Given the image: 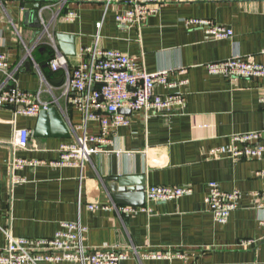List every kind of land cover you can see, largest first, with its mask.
Returning <instances> with one entry per match:
<instances>
[{
	"label": "crops",
	"instance_id": "0c3cea01",
	"mask_svg": "<svg viewBox=\"0 0 264 264\" xmlns=\"http://www.w3.org/2000/svg\"><path fill=\"white\" fill-rule=\"evenodd\" d=\"M156 1L161 4L158 14L137 30L116 24V14L126 9L119 1L107 7L71 0L64 8L76 18L67 22L58 11L59 0H0V54L16 70L17 87L52 103L65 128L64 136H37L38 115H18L13 121L14 108H0V251L6 246L5 233L51 238L60 224L79 221L87 228L84 244L91 248L132 244L141 255L186 254L185 260L129 258L120 264H264V211L256 209L253 196L264 192V179L257 175L264 172V159L209 154L220 146L229 148L234 135L264 131V77L229 78L209 74L204 67L235 56L264 66V0ZM191 18L228 28L232 38L214 40L202 29L185 27L182 20ZM57 34L73 38L74 56L62 53ZM43 44L52 49V59L57 53L66 58L69 71L79 64L82 48L118 51L150 73L185 69L170 79H186V85L154 89L159 95L181 94L184 106L167 116L151 113L145 121L139 112L124 111L129 125L112 130L110 144L83 170L52 167L60 145L73 140L67 121L79 126L82 120L62 95L65 72H54L45 57H35ZM14 129L32 132L27 149L11 145ZM85 131L98 135V124L88 122ZM16 159L42 163L14 170L11 163ZM122 177L141 179L144 195L157 186H190L191 193L166 202L145 195L144 206L135 207L144 211L119 215L115 208L103 207L126 206L115 202L107 185ZM211 182L240 194L237 209L223 225L213 220L204 202ZM245 241L250 245L242 246Z\"/></svg>",
	"mask_w": 264,
	"mask_h": 264
},
{
	"label": "built area",
	"instance_id": "2783aa9c",
	"mask_svg": "<svg viewBox=\"0 0 264 264\" xmlns=\"http://www.w3.org/2000/svg\"><path fill=\"white\" fill-rule=\"evenodd\" d=\"M21 1H49V0H21ZM71 0H59V12L64 21H73L76 15L73 11H65V5ZM83 3L100 2L105 6L119 1L126 9L115 16V22L120 27H135L140 30L151 16L158 14L161 4L156 0H74ZM65 11V12H62ZM43 24V21L41 20ZM182 23L187 28L202 29L203 32L214 40H229L232 31L219 26L210 20L191 18L183 19ZM100 25H98L99 27ZM79 64L68 70L67 60L61 54L50 61L52 71L63 70L65 80L62 86V95L69 105L80 115L82 123L79 126L67 121V127L73 133V140L61 144L59 158L50 162L52 167H76L83 170L92 156L101 152V148L108 146L112 130L129 125L124 111L139 112L144 121L151 113L164 116L184 106L181 94L154 93L157 86L164 89H173L179 85H186L187 80L175 81L170 76L176 72L184 74L185 69L158 70L147 72L142 64L135 59L123 55L115 50L81 49ZM264 55V49L261 52ZM209 74L221 75L229 78L260 79L264 77V66L251 59H242L239 56L226 60L205 64ZM0 108L13 107V121L18 115L37 116L41 111H47L50 102H43L39 93H31L17 87L16 70L12 69L8 57L0 54ZM11 86V87H10ZM264 101V100H262ZM54 102V101H53ZM98 124L99 134L88 135L85 131L86 124ZM75 129L82 133L78 135ZM32 132L26 129H14L11 145L16 149L25 150L29 146ZM212 157H229L233 160L264 159V131L238 134L231 137V146H220L212 149ZM42 162L16 159L11 163L12 169H22L26 166H35ZM264 179V172L257 173ZM191 193L190 186H157L145 190L146 197L154 202H166L178 199ZM256 209L264 211V192L254 195ZM240 194L237 190L222 191L219 184L209 183V192L204 199L209 213L218 224H225L234 210ZM114 206V207H113ZM97 207V206H96ZM115 208L119 215H132L137 211H144L129 206H104L103 209ZM89 210L97 209L89 206ZM264 225V219L260 220ZM59 229L51 238H17L6 234V246L0 251V264H58L72 262L76 264H120L129 258L140 261L141 258L152 260H185L186 254L180 251H154L141 255L139 247L128 245L125 248L104 247L91 248L84 244L87 228L79 221L60 224ZM242 246L250 245L249 241L241 242Z\"/></svg>",
	"mask_w": 264,
	"mask_h": 264
},
{
	"label": "water",
	"instance_id": "95a60500",
	"mask_svg": "<svg viewBox=\"0 0 264 264\" xmlns=\"http://www.w3.org/2000/svg\"><path fill=\"white\" fill-rule=\"evenodd\" d=\"M28 17L31 19L32 14ZM34 22H37L35 20ZM56 41L62 53L67 56H74V41L70 36L57 34ZM48 121L51 122L48 130ZM48 133L54 136H64L65 128L61 118L55 108H49L47 111H41L38 115L37 136H46ZM108 187L112 193L115 202L119 205L142 207L145 202L144 184L141 179L117 178L108 182Z\"/></svg>",
	"mask_w": 264,
	"mask_h": 264
},
{
	"label": "trees",
	"instance_id": "16d2710c",
	"mask_svg": "<svg viewBox=\"0 0 264 264\" xmlns=\"http://www.w3.org/2000/svg\"><path fill=\"white\" fill-rule=\"evenodd\" d=\"M38 50L39 51L37 52L35 57L38 60H39V56L45 57L47 62H48V64H50V61L52 60V57H53L52 49L47 44H43L42 46H40V48ZM39 63H40V61H39Z\"/></svg>",
	"mask_w": 264,
	"mask_h": 264
}]
</instances>
